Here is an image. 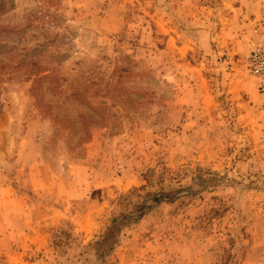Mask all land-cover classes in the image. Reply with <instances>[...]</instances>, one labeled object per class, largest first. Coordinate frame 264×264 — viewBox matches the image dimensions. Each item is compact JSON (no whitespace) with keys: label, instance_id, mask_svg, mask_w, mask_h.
I'll list each match as a JSON object with an SVG mask.
<instances>
[{"label":"rangeland","instance_id":"obj_1","mask_svg":"<svg viewBox=\"0 0 264 264\" xmlns=\"http://www.w3.org/2000/svg\"><path fill=\"white\" fill-rule=\"evenodd\" d=\"M259 49L264 0H0V264H264Z\"/></svg>","mask_w":264,"mask_h":264},{"label":"trees","instance_id":"obj_2","mask_svg":"<svg viewBox=\"0 0 264 264\" xmlns=\"http://www.w3.org/2000/svg\"><path fill=\"white\" fill-rule=\"evenodd\" d=\"M125 72H127V71H125ZM85 93H90V92L89 91H85ZM114 97L118 101H121V102L130 101V99H128V98L124 99L123 97H121L119 95V92H117V94ZM57 126H59V125H57ZM89 138H90L89 133H87L85 135V137H81V138L76 139L75 140L76 145L74 147V150H78V151L77 152L75 151V153H73L74 151H70V153H68V155L73 154L74 157H79L80 156V151H81V146L83 144L87 143L89 141ZM151 174H152V171L149 170L146 173V175H145V178H146L145 180H146L147 185L146 186H142L139 189L133 190V193H136L137 194L136 196L138 198H143L146 201L149 200L151 202L159 204V203L162 202V199H163L162 198L163 195H161V192L153 193V192H150V191H146L148 188H151L150 187V184H151L150 175ZM159 181L162 182V179L159 180ZM140 192H144V193L141 195ZM165 195H166V197H169L168 194H165ZM218 214H219L218 211H214L213 212V216H218ZM140 218L141 217H138L136 219H131L129 216H123L122 217V223H121V225L119 227L115 226V221L112 222V225H110L108 231L105 233V236L99 238L93 245L90 246L91 250H93V251H95L97 253L98 261H104L107 258V256L111 255L113 246L115 244V241L117 239V236H118V233H119L121 227L124 226V224L127 225V224H129L131 222H137ZM66 227L68 228V230L61 229V228L57 229L56 232H58V233L55 236H53L54 241H55V238H61L62 236H65L66 241H68L67 240V239H69L68 237H72L71 233L69 232V230L71 229V225L67 223ZM228 242L230 244V247H232L233 243H234V240L229 238ZM66 244H67V242H66ZM220 264H234L232 262V256H230L229 252H226V255L225 254L223 255Z\"/></svg>","mask_w":264,"mask_h":264},{"label":"built area","instance_id":"obj_3","mask_svg":"<svg viewBox=\"0 0 264 264\" xmlns=\"http://www.w3.org/2000/svg\"><path fill=\"white\" fill-rule=\"evenodd\" d=\"M250 75L259 79H264V49L255 51L249 61ZM262 85H260L261 87Z\"/></svg>","mask_w":264,"mask_h":264}]
</instances>
